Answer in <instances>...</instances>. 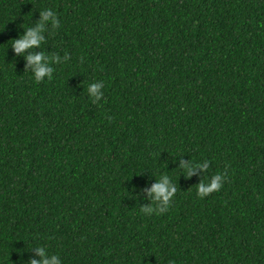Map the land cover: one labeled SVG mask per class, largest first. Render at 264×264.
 Listing matches in <instances>:
<instances>
[{
	"label": "trees",
	"instance_id": "obj_1",
	"mask_svg": "<svg viewBox=\"0 0 264 264\" xmlns=\"http://www.w3.org/2000/svg\"><path fill=\"white\" fill-rule=\"evenodd\" d=\"M44 8L60 26L25 55L68 59L37 83L10 44ZM161 175L177 191L144 214ZM39 246L62 264H264V0H0V264Z\"/></svg>",
	"mask_w": 264,
	"mask_h": 264
},
{
	"label": "clouds",
	"instance_id": "obj_2",
	"mask_svg": "<svg viewBox=\"0 0 264 264\" xmlns=\"http://www.w3.org/2000/svg\"><path fill=\"white\" fill-rule=\"evenodd\" d=\"M50 24L53 29H57L60 26V21L57 18L56 12L51 8H44L40 12L39 21L32 27H23L24 31L19 38L11 40V47L14 53L23 55L27 61V64L31 66V76L37 83L44 79H52L53 67L52 64L60 63L62 60L68 59L67 54L59 56L52 54L51 56L44 53H31L28 52L25 55L26 50H30L36 47H40L44 36L42 33L45 31V25ZM27 69V67L25 68ZM28 70V69H27ZM103 84L102 82H94L87 85V94L92 103H97L103 96ZM183 169L185 178L192 176L197 168L202 173H207L209 169V163L207 160L203 162H183L180 165ZM225 175L223 173H217L208 178L205 183L200 179L196 184L197 196L204 197L208 194L219 191L224 183ZM177 188L173 184L167 175H161L155 183L147 189V196L149 203L141 206V211L144 214H163L170 206V201L174 197ZM36 255L39 259H30L28 264H62L61 259L56 254L49 255L46 247H36Z\"/></svg>",
	"mask_w": 264,
	"mask_h": 264
}]
</instances>
